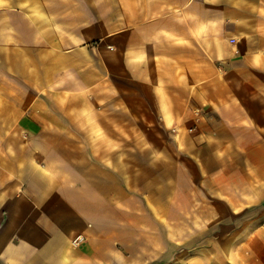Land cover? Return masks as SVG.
Returning <instances> with one entry per match:
<instances>
[{"label":"crops","instance_id":"1","mask_svg":"<svg viewBox=\"0 0 264 264\" xmlns=\"http://www.w3.org/2000/svg\"><path fill=\"white\" fill-rule=\"evenodd\" d=\"M0 264H264V0H0Z\"/></svg>","mask_w":264,"mask_h":264},{"label":"built area","instance_id":"2","mask_svg":"<svg viewBox=\"0 0 264 264\" xmlns=\"http://www.w3.org/2000/svg\"><path fill=\"white\" fill-rule=\"evenodd\" d=\"M233 41V40H231ZM84 241V237L82 235H75L71 240L70 244L72 247H78Z\"/></svg>","mask_w":264,"mask_h":264}]
</instances>
